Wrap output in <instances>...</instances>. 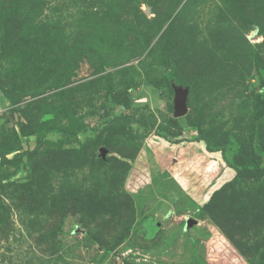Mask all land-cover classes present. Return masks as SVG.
<instances>
[{"label": "rangeland", "instance_id": "1", "mask_svg": "<svg viewBox=\"0 0 264 264\" xmlns=\"http://www.w3.org/2000/svg\"><path fill=\"white\" fill-rule=\"evenodd\" d=\"M0 264H264V0H0Z\"/></svg>", "mask_w": 264, "mask_h": 264}, {"label": "water", "instance_id": "2", "mask_svg": "<svg viewBox=\"0 0 264 264\" xmlns=\"http://www.w3.org/2000/svg\"><path fill=\"white\" fill-rule=\"evenodd\" d=\"M186 93H180V97L178 100L177 108H176V115H183L186 113Z\"/></svg>", "mask_w": 264, "mask_h": 264}]
</instances>
